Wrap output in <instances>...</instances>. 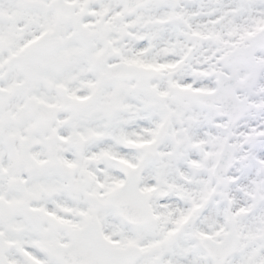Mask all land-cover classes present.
Returning <instances> with one entry per match:
<instances>
[{
	"label": "snow or ice",
	"instance_id": "6c2138e0",
	"mask_svg": "<svg viewBox=\"0 0 264 264\" xmlns=\"http://www.w3.org/2000/svg\"><path fill=\"white\" fill-rule=\"evenodd\" d=\"M0 264H264V0H0Z\"/></svg>",
	"mask_w": 264,
	"mask_h": 264
}]
</instances>
